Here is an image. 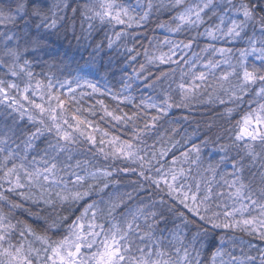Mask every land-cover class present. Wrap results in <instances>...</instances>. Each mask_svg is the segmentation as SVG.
Returning a JSON list of instances; mask_svg holds the SVG:
<instances>
[{
	"label": "snow or ice",
	"instance_id": "1",
	"mask_svg": "<svg viewBox=\"0 0 264 264\" xmlns=\"http://www.w3.org/2000/svg\"><path fill=\"white\" fill-rule=\"evenodd\" d=\"M0 264H264V0H0Z\"/></svg>",
	"mask_w": 264,
	"mask_h": 264
},
{
	"label": "trees",
	"instance_id": "2",
	"mask_svg": "<svg viewBox=\"0 0 264 264\" xmlns=\"http://www.w3.org/2000/svg\"><path fill=\"white\" fill-rule=\"evenodd\" d=\"M144 35L147 37L146 39H143V43L145 47H148V41L153 40L154 38H162V33L159 29L155 27V23L153 22L148 26V29L144 33ZM129 46L131 47V43H129ZM165 51L167 50L166 48L164 49ZM131 71V70H129ZM180 115H187V113H180L177 112L176 116L179 117ZM212 117V113L210 111L201 109L199 111L193 112L190 117L189 121L185 122L182 125V134L183 131L186 129L188 133H192L193 131H199L203 132L204 129V124ZM199 125V128L197 127ZM199 143V140L196 141Z\"/></svg>",
	"mask_w": 264,
	"mask_h": 264
}]
</instances>
